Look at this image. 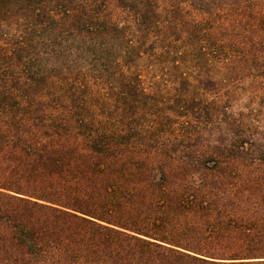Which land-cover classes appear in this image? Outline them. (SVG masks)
Wrapping results in <instances>:
<instances>
[{"label":"trees","instance_id":"obj_1","mask_svg":"<svg viewBox=\"0 0 264 264\" xmlns=\"http://www.w3.org/2000/svg\"><path fill=\"white\" fill-rule=\"evenodd\" d=\"M249 72L264 0H0V264H264V121L192 81Z\"/></svg>","mask_w":264,"mask_h":264},{"label":"rangeland","instance_id":"obj_2","mask_svg":"<svg viewBox=\"0 0 264 264\" xmlns=\"http://www.w3.org/2000/svg\"><path fill=\"white\" fill-rule=\"evenodd\" d=\"M65 40H70L75 43L74 36L70 34H67ZM73 46L71 45V48L69 49L68 57L72 62H75L80 55L76 50L73 49ZM260 49L262 48L259 47L257 52H260ZM146 52L147 54L138 56V59L140 62H144L143 66L146 72H149V70L152 69L155 70L150 73V75L149 73H147L149 76L146 80L147 88L149 89L152 86L159 85V89L163 92L164 97H171V84H173L172 80L175 76L171 74L170 69L166 68L168 67L167 65L162 64L158 61V57L155 54L151 53L149 55V46H147ZM98 59V56H91L88 59L81 57L73 64L74 69L75 67H78L79 69L96 68L95 66H93V64ZM193 65H196V63H194ZM261 70L262 69H258L257 71L253 72L258 75L261 73ZM191 72L195 77L198 71L195 69ZM250 74L251 72H249L248 76L242 80H215L216 82H218V86L216 84V88L214 90H211V87H209L210 89H208V87H206L205 89L201 87V85L203 84L202 82L206 80H192L194 82L193 85L195 84V92L193 93L204 100H211L212 98H222L226 102V104H230L231 106L233 105L231 110L233 109L236 112H238L239 110H249V114L253 118H255L256 121L261 122L264 121V79L262 78V76L249 77ZM213 75L215 76V73ZM207 83L210 84L209 82ZM178 92L183 91L179 89ZM145 120H147L149 126L152 125L150 121L151 118L146 117Z\"/></svg>","mask_w":264,"mask_h":264}]
</instances>
